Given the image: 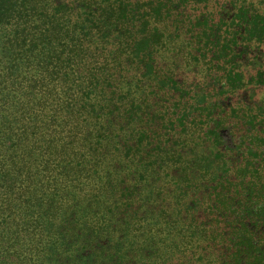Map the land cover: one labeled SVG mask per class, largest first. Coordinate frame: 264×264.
<instances>
[{"label": "trees", "instance_id": "1", "mask_svg": "<svg viewBox=\"0 0 264 264\" xmlns=\"http://www.w3.org/2000/svg\"><path fill=\"white\" fill-rule=\"evenodd\" d=\"M211 1L0 0V264H264V71Z\"/></svg>", "mask_w": 264, "mask_h": 264}, {"label": "flooded vegetation", "instance_id": "2", "mask_svg": "<svg viewBox=\"0 0 264 264\" xmlns=\"http://www.w3.org/2000/svg\"><path fill=\"white\" fill-rule=\"evenodd\" d=\"M242 6L251 9L250 3L243 0H212L208 10L216 19V23H222L223 21L224 25H231L237 33L236 42L230 44V47L237 51L236 61L240 65L238 70L240 71L241 68L245 70L246 73L244 71L242 73H245L246 80H251L257 78L259 72L264 71V40H259L257 37L252 38L248 35L246 27L249 21L242 16L244 14V11L241 10ZM252 14L254 13L251 9L248 14L249 17ZM241 92L242 90H239L235 95ZM231 97L228 98V102L231 101ZM235 104H240L239 99Z\"/></svg>", "mask_w": 264, "mask_h": 264}, {"label": "rangeland", "instance_id": "3", "mask_svg": "<svg viewBox=\"0 0 264 264\" xmlns=\"http://www.w3.org/2000/svg\"><path fill=\"white\" fill-rule=\"evenodd\" d=\"M247 3H250L253 13L257 11L264 15V0H243ZM168 59V55L164 54V60ZM176 71L180 74L179 77L182 78L185 83L199 82L203 80L205 74V67L203 63L193 62L189 59L182 60L178 58ZM241 72H245L242 68ZM244 73V74H245ZM233 105L236 106L237 100L239 99L240 103L252 104L257 103L264 110V83L262 85L251 83L250 85L243 88L242 92L237 95H232ZM227 106H231V101L228 102ZM254 112H257V109H254ZM261 176H264V169L261 171Z\"/></svg>", "mask_w": 264, "mask_h": 264}]
</instances>
